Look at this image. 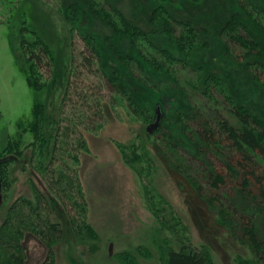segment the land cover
<instances>
[{
	"label": "rangeland",
	"instance_id": "1",
	"mask_svg": "<svg viewBox=\"0 0 264 264\" xmlns=\"http://www.w3.org/2000/svg\"><path fill=\"white\" fill-rule=\"evenodd\" d=\"M107 1L115 3L132 25L136 24L142 31L151 25L147 22L148 8L159 5L158 0ZM208 1L212 2L209 21H217L224 13L220 11H233L237 2ZM181 2L183 0H176L169 9L181 6ZM67 3L68 0H0V159L7 158L0 162V223L15 199L33 198L32 183L37 185L32 176L34 163H46L57 121L71 111L70 107H63L68 77L70 99L76 98L74 92L80 88L87 90L89 86L88 91L97 88L98 79H93L85 70H79L77 77L71 74V58L76 59L86 49L85 37L95 42L98 65L107 75L118 72L119 76L127 78L126 82L137 75L134 64L128 67L112 53V48L121 49V40L105 26L107 16L99 14L98 22L88 21L85 14L90 9L82 5L75 9V20H68L69 14L64 9ZM96 23H99L97 27ZM34 37L49 49L51 71L37 72L32 62L27 61L21 41L32 42ZM150 38L179 57L165 32L160 30ZM217 42L212 47L214 62L219 61V54L225 51L224 46H216ZM199 50L189 56L190 68L210 64ZM74 63L78 66L79 61L76 59ZM244 73L247 75L246 71ZM28 76L33 84L27 80ZM241 77L245 80L241 84H246L247 77L242 74ZM144 82L147 85L141 94L133 95L137 98L138 110L125 105L114 110L106 108L107 122L101 130L85 133L87 151L81 153L78 169L88 206L87 221L97 238L77 240L66 207L54 194L45 191L53 217L63 231L62 239L53 248L55 264H165L164 248L171 235L153 219L151 206L145 202L135 173L123 161L122 154L132 150H137L147 161L145 174L152 186L150 203L159 209L171 208L188 228L195 246L207 249L215 264H258L244 246L246 243H241V228L236 218L231 214L226 216L227 212L221 209L230 191L224 190L227 193L221 202L208 198L205 184L206 173L211 171L208 157L203 151L194 150L185 134V120L180 116L182 111L188 112L187 102L165 83L157 90L150 80ZM247 85L245 93L250 91L249 104L264 117V93L259 84ZM100 93L103 95L105 91ZM157 104L162 112L161 130L151 136L146 128L154 119ZM235 196L229 201L238 212L247 214L251 202L247 204L238 193ZM254 223L259 239L264 241V212L255 213ZM25 241L28 264H41L45 249L30 238Z\"/></svg>",
	"mask_w": 264,
	"mask_h": 264
},
{
	"label": "trees",
	"instance_id": "2",
	"mask_svg": "<svg viewBox=\"0 0 264 264\" xmlns=\"http://www.w3.org/2000/svg\"><path fill=\"white\" fill-rule=\"evenodd\" d=\"M203 1L183 0L181 6L175 8L179 9L177 12L174 8L169 9L176 0H158V6L147 10V22L150 21L151 25L147 24L146 31L136 24L134 27L113 2L68 0L65 4L68 20H75V9L82 5L90 9L85 14L88 21L98 22L99 14H105V26L121 40V49L111 47L112 53L124 65L134 64L137 72L130 82L118 72L107 75L98 65L99 53L90 37H85L86 49L76 56L78 66H75L74 56L71 58L72 76L77 77L79 70L83 69L99 83L92 91H88L89 86H86L87 90H76V98L70 96V99L68 77L63 107H70V114L57 121L48 160L41 164L36 161L33 171L44 183L45 191L54 194L66 207L77 240L97 238L87 221L88 206L78 169L80 154L87 151L85 133L101 130L107 122L106 108L114 110L125 105L138 110L137 98L133 95H140L147 85L144 80H150L157 90L165 83L187 102L188 112L182 111L180 116L185 120V134L194 150L203 151L208 157L211 169L205 179L208 198L220 201L227 193L224 190L230 191L221 209L227 212L226 216L231 214L236 218L241 228L242 245L246 243L244 246L258 264H264V241L259 239L254 223L255 213L264 212V117L249 104L250 91L245 93L247 83L254 87L259 84L264 93V0H237L235 9L220 11L224 13L217 21L208 19L212 2ZM107 8L111 11L107 12ZM160 30L168 35L179 57L150 38ZM215 42L217 47L224 46L225 51L219 54L221 59L214 62L212 47ZM21 46L27 61L32 62V68L37 72L51 71L52 58L43 42L34 37L32 42L22 40ZM197 49L205 62H210L207 67L198 64V67L190 68L189 56H193ZM241 74L247 77L246 84H241L245 81ZM27 80L33 84L30 76ZM77 83L83 86L81 82ZM102 90L105 91L103 95ZM159 130L160 127L148 134L153 136ZM122 158L143 187L144 199L151 206L153 219L171 235L164 248L165 264H215L207 249L192 243L188 228L171 208L159 209L150 203L152 186L145 174V157L132 150L129 154L123 153ZM37 185L32 183L33 198L15 199L0 223V264H28L25 240L29 236L37 239L45 249L41 264H55L53 248L62 239L63 231L53 217L44 189ZM236 193L247 198V204L251 202L247 214L238 212L229 201L237 197ZM257 206L259 209H254Z\"/></svg>",
	"mask_w": 264,
	"mask_h": 264
},
{
	"label": "water",
	"instance_id": "3",
	"mask_svg": "<svg viewBox=\"0 0 264 264\" xmlns=\"http://www.w3.org/2000/svg\"><path fill=\"white\" fill-rule=\"evenodd\" d=\"M161 118H162V112H161V107L160 105H157L155 108V113H154V119L152 121V123H150L147 128L146 131L147 133L151 134L153 133L160 125L161 123ZM33 176L35 177V179L37 180V182L39 183V185L41 186L42 189H46L45 185L43 184V182L39 179V177L36 174H33ZM1 178H0V204L2 202V191H1Z\"/></svg>",
	"mask_w": 264,
	"mask_h": 264
},
{
	"label": "flooded vegetation",
	"instance_id": "4",
	"mask_svg": "<svg viewBox=\"0 0 264 264\" xmlns=\"http://www.w3.org/2000/svg\"><path fill=\"white\" fill-rule=\"evenodd\" d=\"M82 153H85V152H82ZM81 155V154H80ZM12 158V157H11ZM15 159H16V157H14ZM4 161H7V158H2V159H0V162L2 163V162H4ZM33 174H36L35 173V171H33L32 170V176H33ZM37 175V174H36ZM38 176V175H37ZM34 177V176H33ZM34 179H35V177H34ZM40 179V178H39ZM41 180V179H40ZM35 181L37 182V180L35 179ZM38 183V182H37ZM44 184V183H43ZM1 185H2V182H1ZM38 185H39V183H38ZM40 186V185H39ZM41 187V186H40ZM1 190H2V187H1ZM44 191H45V189H44ZM69 222H70V226H71V228H72V224H71V221L69 220ZM60 224V223H59ZM61 226V225H60ZM31 239V240H33V241H38L37 239H35L34 237H27L26 239ZM40 244V243H39ZM41 245V244H40Z\"/></svg>",
	"mask_w": 264,
	"mask_h": 264
},
{
	"label": "bare ground",
	"instance_id": "5",
	"mask_svg": "<svg viewBox=\"0 0 264 264\" xmlns=\"http://www.w3.org/2000/svg\"><path fill=\"white\" fill-rule=\"evenodd\" d=\"M16 145V144H15ZM15 148H16V146H15ZM143 188V187H142ZM145 192V191H144ZM244 197V196H243ZM247 197V196H246ZM249 197V196H248ZM260 198V197H259ZM245 199H247V198H245ZM253 200H255V199H253ZM264 200V199H263ZM249 202V201H248ZM249 215V214H248ZM155 234V233H154ZM174 234V233H173ZM232 237V236H231ZM92 240H94V239H92ZM169 240V239H168ZM84 244V243H83ZM203 249H205V248H203ZM208 253V252H207ZM263 256V255H262ZM264 260V259H263ZM255 262H256V260H255ZM264 262V261H263Z\"/></svg>",
	"mask_w": 264,
	"mask_h": 264
}]
</instances>
